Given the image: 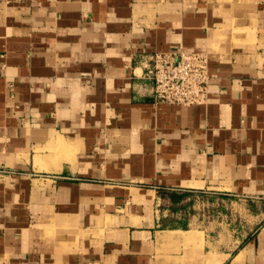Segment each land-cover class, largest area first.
<instances>
[{"label":"crops","instance_id":"obj_1","mask_svg":"<svg viewBox=\"0 0 264 264\" xmlns=\"http://www.w3.org/2000/svg\"><path fill=\"white\" fill-rule=\"evenodd\" d=\"M0 264H264V0H0Z\"/></svg>","mask_w":264,"mask_h":264},{"label":"built area","instance_id":"obj_2","mask_svg":"<svg viewBox=\"0 0 264 264\" xmlns=\"http://www.w3.org/2000/svg\"><path fill=\"white\" fill-rule=\"evenodd\" d=\"M145 68L158 102L185 106L207 102L211 79L207 53L183 49L155 52Z\"/></svg>","mask_w":264,"mask_h":264},{"label":"rangeland","instance_id":"obj_3","mask_svg":"<svg viewBox=\"0 0 264 264\" xmlns=\"http://www.w3.org/2000/svg\"><path fill=\"white\" fill-rule=\"evenodd\" d=\"M221 208L223 209L224 208V206H221V205H219V206H215V207H211V215L213 214V215H216V213H217V210L218 209H220L219 211H221ZM229 211H231V208L229 207V208H227ZM196 210H198V211H200V210H202V207H198ZM207 210V209H206Z\"/></svg>","mask_w":264,"mask_h":264},{"label":"bare ground","instance_id":"obj_4","mask_svg":"<svg viewBox=\"0 0 264 264\" xmlns=\"http://www.w3.org/2000/svg\"><path fill=\"white\" fill-rule=\"evenodd\" d=\"M187 236V235H186Z\"/></svg>","mask_w":264,"mask_h":264}]
</instances>
